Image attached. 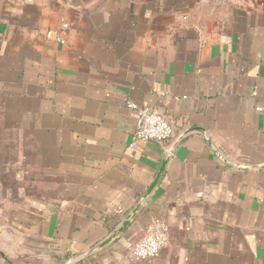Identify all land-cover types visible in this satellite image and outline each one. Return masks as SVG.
Listing matches in <instances>:
<instances>
[{"label":"crops","instance_id":"obj_1","mask_svg":"<svg viewBox=\"0 0 264 264\" xmlns=\"http://www.w3.org/2000/svg\"><path fill=\"white\" fill-rule=\"evenodd\" d=\"M131 103L173 137L131 148ZM171 149L75 264H264V0H0V264L103 242ZM155 220L167 248L133 259Z\"/></svg>","mask_w":264,"mask_h":264},{"label":"built area","instance_id":"obj_2","mask_svg":"<svg viewBox=\"0 0 264 264\" xmlns=\"http://www.w3.org/2000/svg\"><path fill=\"white\" fill-rule=\"evenodd\" d=\"M64 29L68 24L63 25ZM51 36V33L48 34ZM60 40V39H59ZM60 42H62L60 40ZM129 107L136 111L137 120L134 130V141L131 148L138 142L165 143L173 137V128L157 112L140 108L135 104ZM169 244V227L162 220H155L149 227L148 233L131 251V257L135 260H148L157 257Z\"/></svg>","mask_w":264,"mask_h":264},{"label":"water","instance_id":"obj_3","mask_svg":"<svg viewBox=\"0 0 264 264\" xmlns=\"http://www.w3.org/2000/svg\"><path fill=\"white\" fill-rule=\"evenodd\" d=\"M174 152V149H171L166 157L164 158L161 167L159 168L155 178L153 179L152 183L148 187V189L145 191V193L140 197V199L137 201L136 205L133 207V209L126 215L124 220L119 224V226L101 243L95 245L88 251H85L84 253L75 255L68 260H66L63 264H75L81 260L87 259L95 254H98L99 252L105 250L106 248L113 245L131 226V224L134 222V220L137 218V216L141 213L145 203L151 196V194L154 192V190L157 188L159 183L161 182L166 166ZM215 154L226 164L230 165L231 167H236L238 165H234L229 163L227 160H225L218 151H215ZM264 167V164H263Z\"/></svg>","mask_w":264,"mask_h":264}]
</instances>
